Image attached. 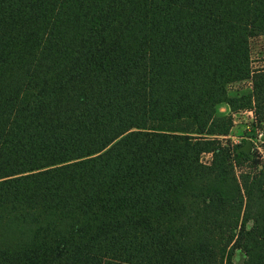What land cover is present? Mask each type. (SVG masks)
<instances>
[{
    "label": "trees",
    "instance_id": "1",
    "mask_svg": "<svg viewBox=\"0 0 264 264\" xmlns=\"http://www.w3.org/2000/svg\"><path fill=\"white\" fill-rule=\"evenodd\" d=\"M258 36L264 0H0V264H264V161L218 114L262 122Z\"/></svg>",
    "mask_w": 264,
    "mask_h": 264
},
{
    "label": "rangeland",
    "instance_id": "2",
    "mask_svg": "<svg viewBox=\"0 0 264 264\" xmlns=\"http://www.w3.org/2000/svg\"><path fill=\"white\" fill-rule=\"evenodd\" d=\"M250 61L253 71L264 70V36L254 37L250 40ZM228 93L231 97H241L253 93V84L249 81L233 83L228 87ZM247 112V113H244ZM248 112L251 110H241L237 113H232L228 105H220L218 107L219 115H231L233 118V127L228 137L220 138L225 144L242 145L247 141L252 143L251 152L258 156L261 161H264V118L259 122V116L253 111V117ZM212 160L211 154H203L201 161L205 164H210ZM252 226L249 223L248 227ZM246 255L237 250L233 257L234 264H245ZM106 264H121L113 261H108Z\"/></svg>",
    "mask_w": 264,
    "mask_h": 264
},
{
    "label": "water",
    "instance_id": "3",
    "mask_svg": "<svg viewBox=\"0 0 264 264\" xmlns=\"http://www.w3.org/2000/svg\"><path fill=\"white\" fill-rule=\"evenodd\" d=\"M252 149V143L250 141H247L246 144L241 147L239 151L244 152L245 154H250Z\"/></svg>",
    "mask_w": 264,
    "mask_h": 264
},
{
    "label": "built area",
    "instance_id": "4",
    "mask_svg": "<svg viewBox=\"0 0 264 264\" xmlns=\"http://www.w3.org/2000/svg\"><path fill=\"white\" fill-rule=\"evenodd\" d=\"M244 113H247V112H244ZM248 114H249L251 117H253V113H252V111H251V112H248Z\"/></svg>",
    "mask_w": 264,
    "mask_h": 264
}]
</instances>
